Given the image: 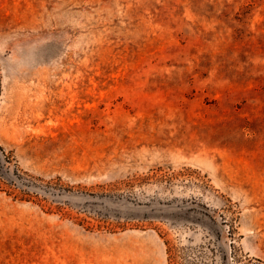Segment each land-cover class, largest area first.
I'll list each match as a JSON object with an SVG mask.
<instances>
[{
  "label": "rangeland",
  "instance_id": "rangeland-1",
  "mask_svg": "<svg viewBox=\"0 0 264 264\" xmlns=\"http://www.w3.org/2000/svg\"><path fill=\"white\" fill-rule=\"evenodd\" d=\"M234 258L264 263V0H0V264Z\"/></svg>",
  "mask_w": 264,
  "mask_h": 264
},
{
  "label": "trees",
  "instance_id": "trees-1",
  "mask_svg": "<svg viewBox=\"0 0 264 264\" xmlns=\"http://www.w3.org/2000/svg\"><path fill=\"white\" fill-rule=\"evenodd\" d=\"M170 251H172V249H170ZM233 260H235V262L232 263V264H264L260 260H256V259H246L244 261V260H241V259H238V258H234ZM207 264H209V263H207ZM211 264H216V263L212 262Z\"/></svg>",
  "mask_w": 264,
  "mask_h": 264
}]
</instances>
